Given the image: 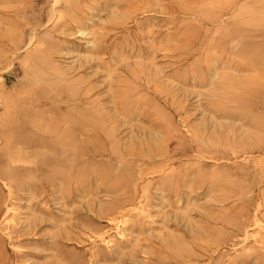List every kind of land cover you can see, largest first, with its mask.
Here are the masks:
<instances>
[{
    "label": "rangeland",
    "instance_id": "1",
    "mask_svg": "<svg viewBox=\"0 0 264 264\" xmlns=\"http://www.w3.org/2000/svg\"><path fill=\"white\" fill-rule=\"evenodd\" d=\"M261 48L264 0H0V264H264Z\"/></svg>",
    "mask_w": 264,
    "mask_h": 264
},
{
    "label": "bare ground",
    "instance_id": "2",
    "mask_svg": "<svg viewBox=\"0 0 264 264\" xmlns=\"http://www.w3.org/2000/svg\"><path fill=\"white\" fill-rule=\"evenodd\" d=\"M240 32V31H239ZM239 32L237 33V32H233V33H231V34H229V35H234L235 37H239V38H241V39H244V36H247V37H253V36H259V32H257V31H254V30H241V33L244 35H240L239 34ZM229 35H226L228 38H229ZM234 37V38H235ZM257 40V39H256ZM249 41H250V43H251V45H257V44H255L256 43V41L254 40V39H250L249 38ZM246 43L247 42H245L244 41V44H242L241 45V47L243 48L244 47V45H246ZM258 43H261V42H258ZM262 44V43H261ZM249 48H251V46L249 47ZM250 51H252L253 52V54L252 55H256V54H263V52H264V50H263V48H261L260 50H258V51H256V50H254V49H251ZM258 56V55H257ZM209 58V57H208ZM214 61V60H213ZM219 61V60H218ZM257 63H260L259 65L258 64H256V63H254V62H250L249 64H253L254 66H260V65H262L263 66V63H264V60H263V62L261 61V60H258V61H256ZM212 64H215L214 62L212 63ZM217 64H218V62H217ZM211 65V64H210ZM212 67H213V69H214V66H216V64L213 66V65H211ZM230 66V65H229ZM222 67H223V65H222ZM221 67V68H222ZM225 67V66H224ZM219 68V67H218ZM209 69H210V67H209ZM260 84V83H259ZM247 90H249L251 93L253 92V90H250V89H247ZM89 92H90V90H86V91H84L82 94H80V95H77L78 97H76V98H69L70 100V102H69V104L66 106V108H67V110H73V111H71V113H73V116H71V120L69 121V122H66V126L64 127V131H68V129H74V127L76 126H78L79 124H80V122H81V120H78V119H76V116H75V114L77 113V112H79V111H81L82 113L85 111V112H88L89 110L87 109V108H85L80 102H82V101H85V99H86V97H87V95L89 94ZM235 96V95H234ZM41 104H38V106H40ZM119 106H120V104H119ZM55 110H56V108H54ZM92 112H90L89 111V113L88 114H91ZM75 116V117H74ZM57 122H59L60 123V120H59V118H55L54 119V121L53 122H51L52 123V126L50 127V131H55L56 130V128H57ZM75 127V128H76ZM81 127V126H80ZM81 133H85V131H83V129L81 128ZM88 150V149H87ZM89 151V150H88ZM83 156H85L87 159H94V158H98L99 156H100V152H97V151H93V150H91V151H89V153H86V155H84V154H82ZM65 177L63 178V177H61L62 179H64V181H66V178H68V176L67 175H64ZM61 191H62V188H61ZM63 193V192H62ZM65 209V208H64ZM110 223V222H109ZM1 256V255H0Z\"/></svg>",
    "mask_w": 264,
    "mask_h": 264
}]
</instances>
